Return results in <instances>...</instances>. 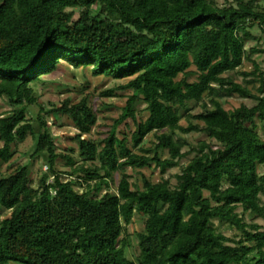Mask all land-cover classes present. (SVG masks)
<instances>
[{
    "label": "trees",
    "instance_id": "obj_1",
    "mask_svg": "<svg viewBox=\"0 0 264 264\" xmlns=\"http://www.w3.org/2000/svg\"><path fill=\"white\" fill-rule=\"evenodd\" d=\"M255 55H264V0L225 7L215 0H0V100L12 106L0 116V164L31 138V158L44 154L48 168L37 187L30 165L0 170V264H264V230L245 219L264 221V139L256 124L264 129V68ZM245 63L252 73L240 71ZM62 65L122 82L104 98L130 92L100 142L88 138L98 121L88 97L49 111L38 101L35 87ZM230 96L256 105L227 111L221 99ZM34 106L36 120L28 118ZM193 106L202 112L192 114ZM47 117L71 121L80 164L57 153ZM129 122L134 131L120 137ZM194 134L215 146L193 148L175 186L164 178L143 177L141 188L130 182L127 169L154 167L164 176L179 167L184 137ZM150 135L156 144L146 150ZM59 159L68 172L57 171ZM135 216L142 231L132 259L127 228ZM222 228L239 234L228 238Z\"/></svg>",
    "mask_w": 264,
    "mask_h": 264
},
{
    "label": "rangeland",
    "instance_id": "obj_2",
    "mask_svg": "<svg viewBox=\"0 0 264 264\" xmlns=\"http://www.w3.org/2000/svg\"><path fill=\"white\" fill-rule=\"evenodd\" d=\"M219 7H225L231 0H215ZM78 16V15H77ZM254 35L260 38L262 35L259 32H254ZM256 43H250L248 48L255 47ZM253 60L261 67L264 68V55H255ZM192 71L194 68L191 69ZM241 72L252 73L253 68L249 63H245ZM237 83H242L243 78L239 74L233 75ZM190 82L197 81L196 76H192L189 80ZM122 84V82H115L111 79L95 78L91 76L89 71L76 70L68 65H62L58 70L49 76L42 78V82L35 87L36 94L38 96V101L42 105L43 109L46 111L51 110L53 107H60L62 103L66 100H70L72 104L78 103L82 98L88 97L89 103L93 110L97 114V125L92 129V133L88 138L95 142H100L102 139L107 137L110 128L112 127L115 120H117L121 114L123 107L125 106L126 97L130 92L118 93L120 97H115L112 99L102 97V94L110 90L114 86ZM222 100V104L227 111H232L236 109H250L256 105L254 100L242 99L238 96L225 97ZM192 114H199L202 112L201 106H193ZM12 110V106L8 104L5 100H0V116L7 115ZM30 112L28 114L29 119H35L39 114V107H30ZM138 118L139 120H145L148 114L144 110V106L138 107ZM46 121L51 128V133L53 138L59 142L57 147V153L66 156L73 157L77 164L81 163L78 157V148L76 142L73 140L74 136L77 135V131L73 127L71 121L66 118L59 117L57 120H53L52 117H47ZM258 126V133L264 139V129L261 127L258 121H256ZM182 125L185 123L182 121ZM134 131V126L129 122L127 126H122L119 129V136L122 135L130 136ZM184 140L189 144L183 150L185 157L180 161L179 167L167 170L166 174L162 176L158 169L154 167L143 169L141 171H132L127 169L125 174L130 176V182L137 185L139 188L142 187V178L148 179L152 183H158L162 178L170 179L173 186L176 185L177 180L174 176L178 175L181 169L189 163L191 159L194 158L195 153L192 152L193 148H197L199 143L206 142L208 144H215L211 142L205 135L194 134L184 137ZM31 138H28L25 143L18 147V152L8 164H0V170L2 174L9 175L18 166L30 165L31 176L33 180V186L37 187L41 176L47 173V157L44 154H38L31 158L33 154V144ZM156 144L153 135H150L145 139L143 147L146 150L152 149ZM3 145L0 143V148ZM159 156L161 159H166L168 157L167 153L161 151ZM66 162L58 160L56 163V169L58 172H68L70 168L65 165ZM91 164H87V167ZM121 174H116L114 176L113 182L110 183V192L116 193L117 185L120 181ZM52 180H50L51 182ZM75 190L81 191L80 188L76 187ZM264 206V200H261ZM238 213H242L241 209ZM245 219L248 223L257 224L261 226L264 230V221L258 217L251 216L249 214L245 215ZM217 226V222H215ZM142 231V219L138 216L134 217L132 225L127 228V232L130 237V243L132 249L128 251L127 255L129 258L133 259L134 255H137L139 250L137 248V241L135 234ZM222 233L228 237H236L239 232L236 230H230L227 228H222Z\"/></svg>",
    "mask_w": 264,
    "mask_h": 264
}]
</instances>
